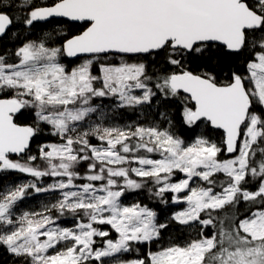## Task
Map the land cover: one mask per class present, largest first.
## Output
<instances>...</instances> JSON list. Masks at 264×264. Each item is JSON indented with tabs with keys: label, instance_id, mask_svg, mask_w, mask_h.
<instances>
[{
	"label": "snow or ice",
	"instance_id": "1",
	"mask_svg": "<svg viewBox=\"0 0 264 264\" xmlns=\"http://www.w3.org/2000/svg\"><path fill=\"white\" fill-rule=\"evenodd\" d=\"M53 18L83 30L71 37L43 31ZM81 55L90 58L74 68L61 62ZM0 93V172L35 178L0 191V264H107L134 246L159 244L169 223L147 206L121 201L144 187L130 173L150 178L161 202L172 193L174 203L187 204L170 221L195 226L198 235L116 264H264V0H0ZM96 98H115L117 108L179 104V120L160 110L159 121L134 130L97 124L80 131L98 111ZM29 117L31 124L18 123ZM176 123L222 130V144L203 134L186 144ZM44 126L62 143L25 155ZM225 152L238 155L221 159ZM176 172L185 178L172 182ZM217 173L227 178L219 192L191 186L194 177L216 185ZM44 177L62 179L38 186ZM57 192L43 211L18 212L32 193ZM241 203L248 206L242 219ZM52 211L78 217L75 228L58 226Z\"/></svg>",
	"mask_w": 264,
	"mask_h": 264
},
{
	"label": "trees",
	"instance_id": "2",
	"mask_svg": "<svg viewBox=\"0 0 264 264\" xmlns=\"http://www.w3.org/2000/svg\"><path fill=\"white\" fill-rule=\"evenodd\" d=\"M37 3H48L51 4L52 0H37ZM62 22H57V21H51V23H45L47 26L43 29V31L45 32H49V31H53L54 33L57 34H61V35H67L68 37H71L73 35H78L81 33V31L83 30V25L81 24H73V23H69L67 21H63ZM37 35L40 34V30L37 29ZM10 47H12V45H10ZM10 60H15L14 57L9 56ZM63 62L65 65L68 66V68H74L76 66H78L77 64L79 63V61H69L66 57L62 58ZM117 60H119L118 58H116L114 61L113 60H107L104 61L105 63H112L115 62L117 63ZM99 63V62H97ZM239 69L241 71H244L243 69V61H241L240 65H238ZM98 70V67L94 66V73L95 71ZM4 94L0 93V97H3ZM93 105H104V104H117L118 101L115 98H101V99H94L92 101ZM149 108V107H148ZM107 109H111V108H107ZM139 110V107L137 108H117L116 111L118 112V114L116 115L117 118L119 117V119H123L124 123H128L132 120L135 121L136 126L137 125H142V122L137 120V111ZM160 110H167L171 116H173L177 121L179 120V113L181 110V106L179 104H174V105H170L167 109H156L155 112H158ZM94 115V114H93ZM157 116V115H156ZM89 119V118H88ZM86 119V121L88 120ZM32 118H26V119H20L18 120V123L21 124H31ZM180 125V130H186L189 133H187V135H192L193 137L195 135L198 134L197 128L194 129H189L186 126L180 124V123H176V126ZM103 126V125H102ZM89 126L85 127V128H80V131H85L88 129ZM104 127V126H103ZM207 130L206 134L207 135H211L213 134V130L210 129L207 125ZM216 134V136H220L222 137V132L220 131H214ZM95 137H90V140L94 139ZM42 143H62V141L60 140V138L58 136L55 135H51V127L50 126H44V132L42 134V136L39 139H34L32 147L30 149V152L25 154V155H37L38 154V146ZM94 145L98 146L97 141H92L91 142ZM260 147H264V143H261L259 145ZM256 147V146H254ZM137 155H144L143 152L137 153ZM221 159H227V158H231L229 157L226 152L221 154ZM261 158V154L259 152H257L256 154V161H259ZM12 159L14 160H21V162H26L22 159V157H12ZM37 165L41 168L46 167L45 163L43 161L38 160ZM135 164L131 165L132 167H134ZM77 171L80 172L81 175H84L87 172V166L86 164L84 165H80L77 169ZM177 174L173 175V179L176 177ZM130 176L132 179H135L137 181H142L144 183V187L142 189H140L139 191L136 192H128L125 194V197L127 196H139L140 198H142L143 200V204L144 206H152L154 207V209L156 210L157 213L161 214L163 217H165L166 215H170L171 213H175V211H177L176 207H173L172 204V199H171V194L170 193H165L164 194V199L167 200V203H163L161 202L160 198L154 196L152 193L155 192L156 190V185L153 184L152 180L150 178H141V177H137L135 176V174L130 173ZM35 178L24 174V173H19V172H15V171H4V172H0V191H3L5 189V187L7 185H14L16 186L18 183H28L30 181H33ZM59 179V177H44L42 178V181L39 182L38 186H47L50 185L52 181L57 182ZM211 179L216 180L217 184L216 185H210V187L216 188V189H220L219 188V182L225 181L227 178L224 176V174L222 173H217L215 174L213 177H211ZM86 181L83 180H77L76 183H84ZM123 181L121 180L120 183H122ZM43 183V184H42ZM97 184H99L100 182H96ZM256 181H252L251 184L246 185V187H248L250 190L252 188H254L256 186ZM151 190V191H150ZM31 192V190H29ZM35 196H37V193H32L31 195H29L28 197L31 198H35ZM23 202V201H22ZM67 214V213H66ZM65 214V216H66ZM69 216H72L71 214H67ZM203 215V214H202ZM237 215L240 219L244 218V216L248 215V206L244 203H241V205H239L238 208V212ZM64 216H59V214L57 212H55V218L57 219H61ZM74 217V216H72ZM71 219V218H70ZM174 229L175 231H173L172 235L174 236V238L178 239L179 237H181L182 235H185V231H182L183 226H180L178 224H176L175 222H173L168 229ZM206 234H208L210 231H212L211 229H205ZM167 231V230H165ZM135 247V246H134ZM95 264V262H94Z\"/></svg>",
	"mask_w": 264,
	"mask_h": 264
},
{
	"label": "rangeland",
	"instance_id": "3",
	"mask_svg": "<svg viewBox=\"0 0 264 264\" xmlns=\"http://www.w3.org/2000/svg\"><path fill=\"white\" fill-rule=\"evenodd\" d=\"M89 59V58H84V59H80L79 63L77 65H79L80 63H83L84 60ZM62 63L63 60H61ZM120 61L117 60V63H119ZM67 66V65H66ZM68 67V66H67ZM94 71V69H93ZM94 74H99V70H96ZM101 99V98H98ZM113 106V104H111ZM98 107V111L97 113H93L90 115L89 119L87 121H85L80 128H85L87 126L90 125H103L104 127H121V128H127L129 126H131V128L134 130V128L136 127V123L134 120L128 122V123H124L123 119H119V117L117 118L116 115L112 114V110L111 109H100V105H96ZM157 108H155L154 106L151 108H148V106H143V107H139V110L137 111V120L142 122V126H149L153 123V121H159V117L155 115V112ZM103 111V113L105 114L103 119H101L100 117V112ZM161 123V127H167L166 124H164L163 122ZM180 125L175 124V133L176 135L180 136L182 139L185 140L186 144L188 143H192L194 142V140L196 139V137L200 136V135H207L206 131L207 127L206 124H201L198 128V134L195 135L194 137L192 135H187V133H189L186 130H180ZM213 130V134L211 135H207L209 139H211L213 142L217 143L218 145L222 144V140H223V136H216L217 134L214 131L217 130ZM216 134V135H215ZM92 141H97L98 146H101V143L99 140H97L96 138L90 140V143ZM144 153V152H143ZM227 154V153H226ZM144 155L149 156L150 158L153 159H159L160 156L158 153H144ZM238 155V154H236ZM235 155V156H236ZM235 156H232L231 158H227V159H232ZM138 165H134V167H137ZM175 174L176 177L173 179V177L171 178L172 182H179L180 180L184 179V174L180 173V172H176ZM223 174V173H222ZM52 183H55V181H52ZM21 183H18L17 185H19ZM43 184V183H42ZM16 185V186H17ZM192 187H210V185L207 184V182L201 180L198 177H194L192 184ZM12 187H15L14 185H12ZM215 191L219 192L221 189H216L214 188ZM36 194V193H35ZM171 194V199L173 197L174 194ZM181 196H184L185 193H181ZM60 198V193H39L37 194V196H35V198H31V197H27L24 201L23 204H19L18 205V212H23V211H29V212H40L43 211L45 209L46 206H49L53 203H56V201ZM121 201L124 205L128 206V205H132L134 203H140L141 205L143 204V200L142 198H140L139 196H127V197H122ZM173 207L177 208V211H175V213H171L170 215H166L165 217H163L161 214L157 213V219L161 222H167L169 223V226L173 223L172 221H170V217L175 215L177 212L180 211H184L187 209V204L185 203H174L172 200V204ZM144 206V205H142ZM150 209L156 211L154 209V207L152 206H147ZM51 214L54 218H55V211H52ZM71 218V219H70ZM78 217H72L66 214V216L64 215L63 218L61 219H57V225L60 227H66V228H75L76 226V222H77ZM103 228V230L109 231L110 232V238L112 239H118V234L115 233L114 230H112L110 228V226L108 225H104L101 226ZM173 231H175L174 229H167V231L164 232L163 234V239L159 244H154L152 246H144V245H137L134 247V250L132 252L129 253H123V254H119L118 257H113V258H105L107 264H116L117 260H122V261H128L131 259H135V258H143V256L145 255V253L148 250L151 251H156L159 250L160 247H167L170 244H184L186 243L188 240L190 239H195L197 238L198 235V230L195 226H183L182 231H185V235H182L181 237H179L178 239L174 238V236L172 235ZM206 230H204L205 232ZM206 234V232H205ZM104 246V239L102 238H97V247H102ZM60 245H57V248H60ZM135 248H138L139 251H136ZM55 249L50 250V252H54Z\"/></svg>",
	"mask_w": 264,
	"mask_h": 264
},
{
	"label": "water",
	"instance_id": "4",
	"mask_svg": "<svg viewBox=\"0 0 264 264\" xmlns=\"http://www.w3.org/2000/svg\"><path fill=\"white\" fill-rule=\"evenodd\" d=\"M61 20H63V21H67L66 19H64V18H53L52 19V21H61ZM67 22H69V23H73V24H79V23H77V22H71V21H67ZM44 23H47V22H44ZM69 61H78V60H80V59H84V58H90L89 56H87V55H81V56H78V57H75V58H69V57H66ZM214 130H217V131H220V132H222L223 133V131L222 130H218V129H214ZM236 154H238V153H232V154H230V153H227V155L229 156V157H232V156H235Z\"/></svg>",
	"mask_w": 264,
	"mask_h": 264
},
{
	"label": "bare ground",
	"instance_id": "5",
	"mask_svg": "<svg viewBox=\"0 0 264 264\" xmlns=\"http://www.w3.org/2000/svg\"><path fill=\"white\" fill-rule=\"evenodd\" d=\"M111 104H112V103H111ZM111 104H104V105H100V104H99L100 107H101L100 109L111 108V110H112V114H113V115H117L118 112L116 111V109H117L116 105L113 104V106H112ZM13 157H19V156H13ZM10 187H12V185H7L3 191L7 190V189L10 188ZM20 204H23V202H20Z\"/></svg>",
	"mask_w": 264,
	"mask_h": 264
}]
</instances>
